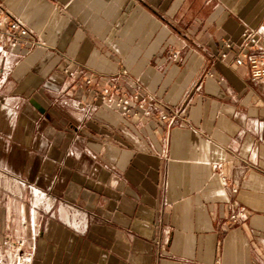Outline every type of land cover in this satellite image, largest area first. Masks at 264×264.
Segmentation results:
<instances>
[{"label": "crops", "instance_id": "crops-1", "mask_svg": "<svg viewBox=\"0 0 264 264\" xmlns=\"http://www.w3.org/2000/svg\"><path fill=\"white\" fill-rule=\"evenodd\" d=\"M0 17V264H264V81L233 60L264 42V0Z\"/></svg>", "mask_w": 264, "mask_h": 264}, {"label": "built area", "instance_id": "built-area-1", "mask_svg": "<svg viewBox=\"0 0 264 264\" xmlns=\"http://www.w3.org/2000/svg\"><path fill=\"white\" fill-rule=\"evenodd\" d=\"M0 22H1V17H0ZM5 25H6L5 31H6L7 43L11 46H15L19 34L25 35L27 33L24 27H22L17 21L8 20L5 22ZM241 37L243 39L248 40L251 43L252 48L245 52H241L240 50L237 51L233 59L235 64L237 66H241L245 68L247 67L249 76L252 80L264 81V42L259 44V46L253 47L255 44H257V38L253 33L245 32L241 34ZM222 46L225 49H230L233 46V44L229 40H223ZM0 50H1V46H0ZM218 54L220 55V57L226 56V53L224 51H218ZM122 71L125 72L124 70ZM132 96L136 97V94H133ZM138 106L141 107L142 105L139 104ZM166 118H168L166 114H161V116H159L160 120ZM237 215L238 214L230 215V219L232 221H235ZM16 247L20 248V245L16 244ZM15 259L16 262L20 264H30L28 257L22 255L21 253L15 254Z\"/></svg>", "mask_w": 264, "mask_h": 264}]
</instances>
